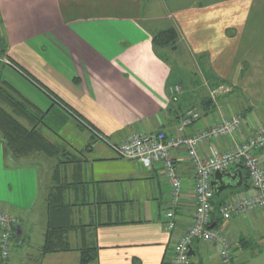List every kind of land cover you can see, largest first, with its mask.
Instances as JSON below:
<instances>
[{"label":"crops","instance_id":"1","mask_svg":"<svg viewBox=\"0 0 264 264\" xmlns=\"http://www.w3.org/2000/svg\"><path fill=\"white\" fill-rule=\"evenodd\" d=\"M214 7L219 8L208 17L207 10ZM144 9L145 0H0V78L48 111L42 131L78 158L61 166L74 184L67 193L75 225L68 236L72 250L43 254L49 191L42 207L45 225L36 232L44 177L40 162L50 164L51 187L57 161L39 154L15 158L6 152L0 133V211L16 216L22 229V250L15 264L25 258L29 264H173L172 249L193 223L196 207L195 173L187 152L174 153L183 188L176 227L168 230L171 187L162 168L149 169L139 160L122 157L111 143L134 133L163 130L172 135L191 107L201 111L202 119L187 127L185 135L216 123L220 111L246 117L241 136L264 126V117L253 113L264 107V0H214L197 8L200 15L189 13L194 10L190 7L166 13V28L178 30L179 42L165 50H177L182 43L190 51H208V67L202 69L204 77L208 73V96L200 98L198 81L189 82L193 88H188L158 51V31L145 23L150 16ZM219 79L227 83L217 84ZM224 84L231 91L214 100L211 89ZM176 85H183V90L177 92ZM243 95L253 117L232 104ZM65 107L94 127L99 137L94 139L90 128L80 126ZM48 119L65 120L61 125L72 119L76 132L88 133L86 145L73 147ZM238 138L236 134L208 140L201 148L205 154L211 145L227 150ZM259 156L264 164V149ZM239 167L245 173L242 166L229 171ZM230 188L221 192L223 203L245 190L233 193ZM247 189H252L250 179ZM212 219L213 229L231 238L238 264H264V210L231 219L214 212ZM86 246L96 248L97 257L83 263L80 249ZM192 249L190 261L221 264L219 245L197 240ZM0 256V264L12 258L11 254L4 259L1 251Z\"/></svg>","mask_w":264,"mask_h":264},{"label":"built area","instance_id":"2","mask_svg":"<svg viewBox=\"0 0 264 264\" xmlns=\"http://www.w3.org/2000/svg\"><path fill=\"white\" fill-rule=\"evenodd\" d=\"M175 90H183V85H176ZM230 90L228 86L219 85L212 88L210 94L217 100ZM201 119V111L191 107L185 111L177 132L172 135L163 130L134 133L124 141L111 144L122 157L139 160L149 169L154 165L162 168L171 187V202L165 220L168 230L176 227L175 212L181 202L183 188V177L178 171L174 153L180 149L185 150L194 167L196 207L193 223L176 241L173 264H190L189 247L197 240L219 245L221 264H238L231 238L219 229L210 228L215 194L212 181L216 171H229L243 166L248 172L252 189H245L230 201L223 203L219 213L224 219H231L234 216L264 210V164L259 156V151L264 149V126L256 129L251 136H241L246 117L243 114L226 116L220 111L216 123L207 125L194 134H183L187 127ZM236 134H239V138L230 149L220 150L211 145L206 154L202 151L201 146L208 140L233 137ZM18 221L16 216L0 211V250L4 258L10 257Z\"/></svg>","mask_w":264,"mask_h":264},{"label":"trees","instance_id":"3","mask_svg":"<svg viewBox=\"0 0 264 264\" xmlns=\"http://www.w3.org/2000/svg\"><path fill=\"white\" fill-rule=\"evenodd\" d=\"M178 42L179 33L174 26L161 30L154 36V43L163 48H176ZM33 80L36 79L33 77ZM220 83L221 80H217V84ZM67 110L70 115L76 117L80 126L86 129L90 128L89 130L94 139L99 137V133L94 127L86 124L75 111ZM47 113L48 111L43 110L16 91L7 80L0 78V133L3 135L6 152L15 158L39 154L57 161L54 166L52 186L47 196L48 228L42 248L43 254L72 250L68 236L75 228V225L72 218L73 205L69 202L67 193L72 189L74 184L69 181L66 170L63 175L61 166L62 164L73 163L78 159L66 146L52 142L42 131V126L48 125L45 121ZM244 172V184L241 187L230 188L231 192L235 193L249 187V175L246 170ZM221 196V193L217 194L215 192L214 194L213 204L216 214L219 213V208L223 204ZM18 225L19 223L15 227V242H17L18 238ZM21 240L22 237H20L19 242ZM80 255L81 261L88 263L97 257V250L89 246L82 247ZM190 264L202 263H197L191 259Z\"/></svg>","mask_w":264,"mask_h":264},{"label":"rangeland","instance_id":"4","mask_svg":"<svg viewBox=\"0 0 264 264\" xmlns=\"http://www.w3.org/2000/svg\"><path fill=\"white\" fill-rule=\"evenodd\" d=\"M213 1L214 0H145L144 14L147 16H150L149 22H145V23L150 24L155 30L157 29V31L160 32L161 30L166 29V27L170 25V21L165 16L166 13L171 12L173 10H177V9H182V11H183V8H189L190 7L194 10L190 11L189 13H192V15H195V14L200 15L203 12L201 10H197V8H199L200 6L205 7L208 3L213 2ZM234 5H236V3L229 4L227 6H233L234 7ZM223 7H225V6H223ZM217 8H219V7H214L209 11L207 10V12H208L207 16L209 17L211 14L210 11L214 12L215 9H217ZM179 18L182 19L183 14H181ZM208 21L211 22V20H208ZM232 33H234V29L232 32H230V34H232ZM159 48H158V51H160L161 54L163 56H165V58H167V61H169L170 64L172 65L173 72H174L176 78L178 80L185 82V84L188 86V88H190V87L193 88V86L190 85L189 82H193V81L197 82L198 81V84L196 83V85L198 87L200 86L201 90L197 92L198 93L197 98L198 97L200 98L202 96L207 97L208 96V73H207V76L204 77L205 71H202V69L205 70L208 67V63L205 62V59L208 58V51H205V52H194L195 50L190 51L187 48V46L182 44V43L177 50H173V51L165 50L162 47H159ZM221 82L227 83V81H225V80H223ZM224 85L227 86L226 84H224ZM234 93L235 92H232L231 94H234ZM231 94H229V95H231ZM37 100H38V102L43 103V101H41L39 98ZM232 104H233L234 108L240 112L243 111V109H246L248 107L247 106L248 103H247L246 97L244 95L241 96V98H238V100H235V101L233 100ZM262 106L260 105L259 107H257V109H255V111H257V112H253V113L261 115L262 117H264V107H262ZM251 110L246 109V111L250 114V116H252ZM64 114H65V112H64ZM58 118H63V117H58ZM69 118H71V117L69 116ZM263 120H261V122ZM48 122L56 130H58L59 133L65 138V140L67 142H69L70 144H72L73 147L74 146L75 147L76 146L81 147V146L86 145L87 138H89L88 133L85 131L76 132L74 129V124H73L74 122L72 119H70L67 122V125H65V123H63L62 125L59 123V122H65V120L59 121L58 123H56V121H51L50 119H48ZM46 133L48 135L50 134V137L52 139L58 141L59 143L61 142V140H59V138L56 136V134L53 133L52 131L51 132L46 131ZM62 143H63V141H62ZM40 163H41L42 169L44 171V177H43V183H42V197H41L42 200L38 204V208H37L39 211V215L36 218V222H35V231L36 232H39L41 230L42 226L44 227V225H45V221H44L45 219L42 215V207L45 204V197H46V194L48 193V191L50 190V185H51V177H50L51 174L49 173L50 164L49 163L45 164V160L40 162ZM22 244H23V241H21V242L13 241V246L11 248V253H10V256L12 254V258H9V260H10L9 264H15L17 262L18 258H20V256H19L20 251L19 250L22 248V246H21ZM25 252H29L28 249H26ZM172 252H174L173 249H172ZM1 254H2V252H1ZM33 254H35V253L33 252ZM4 259H8V258H4ZM22 264H29V259L25 258L24 262H22Z\"/></svg>","mask_w":264,"mask_h":264},{"label":"water","instance_id":"5","mask_svg":"<svg viewBox=\"0 0 264 264\" xmlns=\"http://www.w3.org/2000/svg\"><path fill=\"white\" fill-rule=\"evenodd\" d=\"M212 184L214 186L215 192L217 194L221 193L225 189L229 187H240L244 184V173L243 170L239 167L237 170L234 172L232 171H216L214 174V178L212 181ZM210 228H214L211 226ZM18 230V238L17 241L19 240V237L21 236V227L18 225L17 226ZM189 255L193 257L195 253L193 252L192 246L189 247Z\"/></svg>","mask_w":264,"mask_h":264}]
</instances>
